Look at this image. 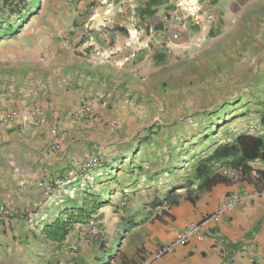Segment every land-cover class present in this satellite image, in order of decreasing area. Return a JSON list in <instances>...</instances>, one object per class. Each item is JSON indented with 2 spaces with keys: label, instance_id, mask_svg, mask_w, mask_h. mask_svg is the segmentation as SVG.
Returning a JSON list of instances; mask_svg holds the SVG:
<instances>
[{
  "label": "rangeland",
  "instance_id": "rangeland-1",
  "mask_svg": "<svg viewBox=\"0 0 264 264\" xmlns=\"http://www.w3.org/2000/svg\"><path fill=\"white\" fill-rule=\"evenodd\" d=\"M143 1L25 0L31 10L23 11L22 20L11 17L7 23L19 28L0 38V62L15 56L37 68L39 82L30 86L58 96L82 88L84 107L108 112L102 130H89L90 192L75 189L72 195L84 208L98 204L69 231L67 253L77 264H115L127 247L124 230L161 218L157 202L191 176L197 160L238 134L264 132V0H209L210 9L201 4L195 17L178 23L164 20V13V28L149 39L162 53L158 59L138 67L127 61L79 63L82 74L97 80L70 83L66 47L94 42L87 35L96 30L129 39L124 26L136 29L134 12ZM88 13L93 17L84 19ZM209 14L213 22L202 35L200 21ZM115 86V96L105 97Z\"/></svg>",
  "mask_w": 264,
  "mask_h": 264
},
{
  "label": "crops",
  "instance_id": "crops-1",
  "mask_svg": "<svg viewBox=\"0 0 264 264\" xmlns=\"http://www.w3.org/2000/svg\"><path fill=\"white\" fill-rule=\"evenodd\" d=\"M176 1L145 0L138 5L136 29L124 26L129 39L117 31L96 30L87 35L94 42L69 44L70 83L97 80L82 74L79 63L86 67L97 61L113 66L127 61L128 67H138L162 56L148 36L164 28V13H175ZM91 17L88 13L84 19ZM31 50L29 46L27 52ZM10 58L0 62V203L8 204L5 220L0 223V264H77L78 258L67 253L72 249L70 234L55 242L43 229L61 211L79 207L77 198L69 197L71 190L90 192L87 185L79 187L89 176L78 167L89 156V130H102L108 112L102 111L104 106L84 107L87 94L82 88L72 86L58 96L52 90L30 86L39 82L35 65ZM116 91L115 86L105 97L115 96ZM42 182L44 186H39ZM256 192L253 185L235 180L230 185H216L194 204L179 199L175 206L158 207L161 218L131 223L124 230L127 247L115 264H264V192ZM244 194L252 197L217 213L225 196ZM31 204H36L33 212L27 208ZM196 224L201 225L197 237L152 259L158 247L180 239L187 227Z\"/></svg>",
  "mask_w": 264,
  "mask_h": 264
},
{
  "label": "trees",
  "instance_id": "trees-1",
  "mask_svg": "<svg viewBox=\"0 0 264 264\" xmlns=\"http://www.w3.org/2000/svg\"><path fill=\"white\" fill-rule=\"evenodd\" d=\"M30 10L25 0H2L0 14L6 12L7 16L0 19V38L11 36L19 28V24L7 23L11 17L17 16L22 20L23 11ZM261 123L264 125V118H261ZM192 168L191 176L178 186L169 188L164 197L157 202V207L175 206L179 199L194 204L201 195L210 192L216 185H230L235 180L253 185L256 193L262 194L264 192V132L260 136L241 133L230 142L216 144L213 150L197 160ZM221 169L234 176L222 174L219 172ZM178 190L182 192H177ZM97 206V201L93 200L89 208H84L83 205L64 211L62 213L64 216L60 214L51 224L44 227V235L52 241L62 242L73 225L84 223ZM113 254L108 252L106 256Z\"/></svg>",
  "mask_w": 264,
  "mask_h": 264
},
{
  "label": "built area",
  "instance_id": "built-area-1",
  "mask_svg": "<svg viewBox=\"0 0 264 264\" xmlns=\"http://www.w3.org/2000/svg\"><path fill=\"white\" fill-rule=\"evenodd\" d=\"M201 4L204 7H207L208 9H210V6L208 5V0H177L176 1V12L173 14H168V15L164 16L163 19L164 20L169 19V22L178 23V21H181L183 18L195 17L197 12L200 11ZM200 22H201V26H200L201 33H202V35H206L208 25L211 22H213V15H211V14L207 15L206 18L202 19ZM149 38L151 39L152 36L150 35ZM165 45L167 46V44H165ZM87 110L88 109H86V111ZM88 167H89V163L85 161L78 168H79V170L85 172ZM92 179L93 178L91 176H89L88 178H86L85 182L79 183V187L83 188V187H86V185H87L90 188ZM39 186H44V183L42 182L41 184H39ZM48 189H50V188H48ZM74 191H75V189H73L69 192V197H72ZM251 197H252V195L250 196L248 194H244V197L235 196V195L225 196L223 202L221 203V205L218 208L217 213L221 214L224 211H226L227 209L232 208L238 202H241L244 199L249 200ZM27 208L29 209L30 212H33V209L36 208V204H31V205L27 206ZM7 209H8V204L0 203V223H2L5 220ZM40 220L43 221L44 216L40 217ZM29 222H30V224H32L33 220L29 219ZM200 229H201L200 224H196V225L187 227L183 236L180 239H178L172 243L158 247L152 256V259H158V258L164 256L165 254L172 252L176 245H178L184 241H187L188 239H190L192 237H197L199 235ZM140 264H148V262L143 261Z\"/></svg>",
  "mask_w": 264,
  "mask_h": 264
}]
</instances>
